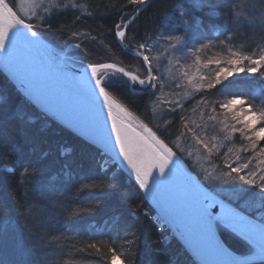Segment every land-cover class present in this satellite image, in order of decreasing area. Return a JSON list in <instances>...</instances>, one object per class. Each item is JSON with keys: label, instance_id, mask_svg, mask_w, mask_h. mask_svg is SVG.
<instances>
[{"label": "snow or ice", "instance_id": "1", "mask_svg": "<svg viewBox=\"0 0 264 264\" xmlns=\"http://www.w3.org/2000/svg\"><path fill=\"white\" fill-rule=\"evenodd\" d=\"M150 2L124 0L119 6L97 4L93 10L91 4H82L80 0H48L47 7L43 6V0L40 3L36 0H19V3L17 0H0V53L6 54V67L12 79L23 88L26 97L40 104L46 116L51 113L66 125L82 131L92 144L103 145V163L99 165L101 175L86 178L87 182L80 185L75 197L84 191L115 190L119 173L126 167L134 178L135 186L161 206L165 222H168V217L173 218L177 229L172 235L178 234L184 241L185 251L196 258L195 264H264V46L248 50L244 44H234V30H228L223 39L216 36L204 38L206 32L197 12L212 7L210 0H187L188 7L177 3L171 12V15H176L178 10L177 25H172L171 15L165 14L159 28L145 25L141 33L137 26L129 37V28ZM25 3L29 5L27 8ZM130 6L131 14L128 13ZM101 7L104 11H99ZM237 7L236 0H227V23L233 29L247 24L253 30H262L261 40L264 41V0L239 5L240 11ZM37 9H42V13ZM69 10L73 14V23L84 17L93 18L97 12L101 16L114 15L116 19L108 32L114 33L124 51L142 62L146 75L142 77L139 70H128L116 62L84 61L86 68L79 77H69L64 71L63 60L55 64L46 63L34 55L47 48L41 37L44 32L53 30L49 22L51 17ZM181 31V35L175 34ZM82 38L96 39L88 33L72 32L67 42L69 47L80 50L87 57L89 52L82 47ZM72 41L77 42L72 44ZM204 50L212 54L201 55ZM242 74L254 81L258 79L260 86L250 92L233 91L230 85ZM53 76L75 82L76 94H82L96 106L100 116L106 112L105 125L100 124L99 116L89 123L71 111L51 88ZM118 84L156 97L149 101L151 121L159 119L158 110L166 112L169 119H165L162 125L154 123L150 126L109 91L110 88L115 91ZM214 92H219L220 96L210 99ZM197 95L199 99L195 105L191 109L186 108V102ZM177 115L178 135L175 141L166 142L167 137L159 134L160 129L170 127ZM33 124L34 118L25 106L10 109L4 97L0 96V144L12 145L16 154L20 164L18 189H25L36 172L27 159L36 151L38 143V135L32 131ZM107 124H110V130ZM210 130L212 135H208ZM237 136L240 138L239 146L235 149L229 146L221 155L223 147L231 145ZM182 139L194 145L198 153H203L202 162L193 161V167H199L197 176L187 172L177 152L170 146L173 143L181 154L191 158L192 149L182 147ZM27 146L31 147L26 153ZM109 154L114 165L119 161L116 171L111 174L106 170ZM47 155V152L42 153L41 159ZM216 158L222 160L223 168L228 171L214 174L219 167L213 164ZM7 171L16 174L14 167L7 168ZM200 173H203L202 179ZM178 177L181 183L177 187ZM54 181L53 177L40 199L33 200L27 208L34 243L36 232L52 225L47 221L41 223L38 218L31 219L32 209L38 207L43 215L49 213L54 199L51 194L56 192ZM253 187L259 190V204L248 201L241 207L238 204L240 194ZM225 192L232 197L228 202L221 197ZM121 198L127 200L123 195ZM100 203L97 200L74 210L68 219L94 213ZM253 208L256 214L251 213ZM0 214L7 215L3 197H0ZM123 216L120 213L110 218L109 228L116 235L110 243L106 242L110 255H103V259L109 264H125L123 253L116 250L115 239H123L130 252L138 239L135 228L125 223ZM135 219L140 220L141 215H135ZM120 232H123V237H120ZM225 233L242 240L246 253L237 255L222 239ZM160 243L164 244L165 240ZM87 247L97 253L102 251L96 243Z\"/></svg>", "mask_w": 264, "mask_h": 264}, {"label": "trees", "instance_id": "2", "mask_svg": "<svg viewBox=\"0 0 264 264\" xmlns=\"http://www.w3.org/2000/svg\"><path fill=\"white\" fill-rule=\"evenodd\" d=\"M256 2L257 0H236L237 11L241 10L239 5L245 3L251 5ZM80 3L91 4L94 10L97 4L119 6L124 3V0H80ZM177 3H183L185 7L189 6L187 0H151L149 6L129 28L128 36L131 37L132 30L137 26L140 27L141 33L145 25H149L153 29L159 28L161 18L165 14L171 15L173 5ZM210 3L212 7H205L197 12L198 17L203 21L206 32L204 38L213 39L216 36L223 39L228 34V30H234V44H244L248 50L258 45L264 46V41L261 40L262 30H253L247 24L242 25L239 29H233L227 23L228 17L225 15L227 0H210ZM257 6L259 7V5ZM99 11H104V8L101 7ZM131 11L130 6L128 13L131 14ZM177 17L178 10H176V15H171L172 25L178 24ZM73 19L70 10L53 15L49 21L53 30L44 32L41 38L56 51L66 54L68 60L77 67L86 64L84 61L100 63L109 61L116 62L131 71L139 70L142 77L146 75V71L141 66L142 62L126 53L117 42L114 33L108 32V28L116 19L114 15L101 16L97 12L93 18L84 17L75 23H73ZM61 26L65 27L58 31L57 29H61ZM72 32L88 33L90 36L96 37L95 40L82 38V47L88 46V52L91 55L84 57L80 50L69 47L67 37ZM165 32L167 34V29ZM175 34L181 35L182 31ZM76 42L72 41L71 43ZM208 54L212 53L209 50H204L201 53L205 56ZM259 86L258 79L254 81L242 74L234 79L230 88L237 92H250L254 87ZM109 91L113 92L130 111L140 116L150 126H153L154 123L162 125L165 119H169L166 112L158 110L159 119L151 121L152 113L149 101L156 99L155 96L133 91L125 84H118L115 91L112 88ZM0 96L4 97L5 104L10 109L17 106L26 107V110L34 118L32 131L38 135L36 151L27 157L36 172L25 189L17 188L20 164L16 160L12 145L0 144V197H3L7 213L6 216L0 214V261L3 264H33V262L34 264H109L103 259V255H110L106 242L110 243L116 235L109 228L110 218L120 213L124 214V222L135 228L138 237L131 252L124 244L123 239H115L116 250L123 253L122 259L125 260V264H195L178 241L160 224V220L145 200L142 191L123 171L119 173L118 187L115 190L111 192L84 191L75 197L76 190L82 183L87 182L86 178L91 179L101 175L99 165L103 163L102 152L37 110L1 71ZM219 96V92H214L210 99ZM198 99L199 95L191 99L190 102H186V108L191 109ZM25 101H27L26 105ZM178 126L179 116L177 115L176 121L170 127L161 128L159 134L167 137L166 142L175 141L176 135H178L176 132ZM212 134V130H210L208 135ZM183 141L184 144L181 146L186 148L189 141ZM239 144L240 138L237 136L231 145L223 147L221 155L223 152H227L229 146L235 149ZM170 146L197 175L199 171L197 167H193L190 159L185 154H181L173 143H170ZM29 147L31 146L25 147L26 153ZM44 152H47L48 155L41 159V154ZM106 158L108 159L106 170L111 174L116 171V165L109 157ZM218 165L220 170L228 171L223 168L222 160ZM9 167H14L16 174L8 172L7 168ZM53 177L55 178L56 192L51 194L54 199L51 201L49 213L43 215L38 207L33 208L31 213V219L38 218L41 223L47 221L52 227L37 231L34 243L27 208L33 200L40 199ZM200 178L202 179L201 173ZM122 195L127 197V200L122 199ZM221 197L227 201L232 199L222 194ZM97 200L101 203L94 213H86L75 219H68L69 213ZM238 204L241 207L244 206L241 203V198L238 199ZM250 211L252 214H256L255 211ZM143 213H147V216H143ZM137 214L141 215L140 220L135 219ZM119 235L123 237V232H120ZM222 239L234 252L246 253L244 242L235 235L225 233ZM161 240H165V243L161 244ZM92 243H96L101 248V253L87 247Z\"/></svg>", "mask_w": 264, "mask_h": 264}, {"label": "water", "instance_id": "3", "mask_svg": "<svg viewBox=\"0 0 264 264\" xmlns=\"http://www.w3.org/2000/svg\"><path fill=\"white\" fill-rule=\"evenodd\" d=\"M42 39V38H41ZM43 40V39H42ZM44 41V40H43ZM44 44L47 46L46 49H41L39 53H33L34 55H37L38 58H42L46 63H59L60 60H63L64 64V71L67 73L69 77H79L81 72H83L86 68V64H84L82 67H77L74 64H72L68 60V56L64 53H60L53 49L47 42L44 41ZM126 52V51H125ZM128 53V52H126ZM129 54V53H128ZM50 58V59H49ZM104 63V62H103ZM0 71L8 78V80L13 84V86L19 91V93L29 102L31 103L37 110H39L41 113L45 114V111L41 108L40 104L37 103L34 100H30L28 97L25 96L23 88L20 87V85L12 79L9 68L6 67V54L0 53ZM74 83L75 82H69V81H64L62 79H58L55 76H53L50 86L53 89L55 93H57L59 96H61L64 100V103L68 106V108L75 112L76 114L79 115L80 118L86 120L87 122L91 123L93 122L98 116L100 120V124L103 126L105 125L106 122V112L104 113L103 116L99 115L98 108L91 103L82 95V94H76L74 91ZM46 115V114H45ZM47 117H49L51 120L55 121L59 125L63 126L70 132L74 133L78 137L82 138L89 144L95 146L98 148L102 153L104 151L103 145L100 143L92 144L89 140L88 137L84 135L82 131H80L76 127H71L63 123L61 120H59L58 117L52 115L51 113L47 114ZM108 129L110 130V124H107ZM111 159V154L108 156ZM179 158L180 162L186 166L187 172H190L192 176H197L194 174L192 170L185 164V162L177 155ZM112 161V159H111ZM119 165V161L116 162V166ZM124 173H126L133 181L134 178L131 177L129 170L124 167L122 170ZM135 183V182H134ZM181 183V178L178 177L176 180V185L177 187ZM145 200L149 203L151 208L154 210L156 213L158 219L160 220V224L164 226L169 233L172 235V233L176 232L177 225L173 221L172 217H168L167 220L168 222H165V213L162 211L161 206H159L156 202H154L152 199L149 197L145 196L143 190H141ZM224 199V198H223ZM225 202H228L225 200ZM163 203V201H162ZM178 243L184 248V241L180 239L179 235H172ZM185 250V248H184ZM187 254L192 258V260L196 261V258L188 251H186ZM236 253V252H235ZM237 255H241L236 253Z\"/></svg>", "mask_w": 264, "mask_h": 264}, {"label": "rangeland", "instance_id": "4", "mask_svg": "<svg viewBox=\"0 0 264 264\" xmlns=\"http://www.w3.org/2000/svg\"><path fill=\"white\" fill-rule=\"evenodd\" d=\"M10 2H11V0H10ZM36 2H37V3H40L41 0H36ZM17 3H19V0H17ZM28 6H29V5H28L27 3H25V7L27 8ZM43 6H44V7H47V6H48V0H43ZM37 11L42 13V9H37ZM32 22H33V23H36V20H33ZM86 49L88 50L89 47L86 46ZM89 55H91V54H89ZM89 55H88V56H89ZM99 58H100V57H99ZM108 62H109V61H108ZM141 119H142V118H141ZM143 120H144V119H143ZM144 121H145V120H144ZM145 122H146V121H145ZM146 123H147V122H146ZM180 143H181V145H183V144H184V141L181 140ZM189 147L192 149V157L189 158V159H190V163L193 164V161H195V160H200V161L202 162V156H203V153H202V152L198 153L197 150H196V147H195L194 145L190 144V142L186 145V148H189ZM185 155H186V154H185ZM186 157H187V155H186ZM187 158H188V157H187ZM219 161H220V159H215V160H213V164H217V165H218ZM197 169H198V171H199V167H197ZM210 170H211V169H210ZM220 171H221V170L219 169V167H217L216 172H215L214 174H219ZM201 176H203V173H201ZM222 195H225V196H227V197H229V198H232V197L230 196V194L227 193V192L222 193ZM239 198H241V203H242L243 205H245L246 202H248V201H252V202H254L256 205H258L259 202H260V200H259V199H260L259 191L256 190L255 187L251 188L250 190H248V191H246V192H244V193H241ZM251 210L255 211V208H253V209H251Z\"/></svg>", "mask_w": 264, "mask_h": 264}]
</instances>
